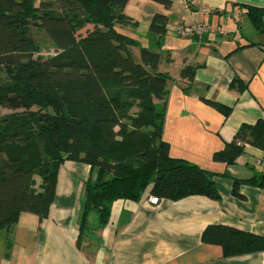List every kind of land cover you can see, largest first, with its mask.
<instances>
[{
  "label": "trees",
  "instance_id": "trees-1",
  "mask_svg": "<svg viewBox=\"0 0 264 264\" xmlns=\"http://www.w3.org/2000/svg\"><path fill=\"white\" fill-rule=\"evenodd\" d=\"M37 1L0 0V70L5 76L0 83V233L11 235L21 213L34 214L40 222L47 218L57 173L66 161L91 170L80 231L92 212L99 226L107 225L118 200L138 202L145 194L158 200H219L213 175L171 158L162 137L172 79L158 70L163 58L170 61L169 54L162 57L156 49L169 18L152 17L153 50L119 31L137 26L124 14L128 0ZM152 1L171 6V0ZM244 9L253 28L264 32V9ZM87 25L91 28L80 35ZM39 36L53 55L40 54ZM195 71L185 66L179 78L192 83ZM229 89L246 86L235 78ZM201 101L225 118L232 112L230 106ZM246 147L261 151L264 162V118L241 125L212 160L234 165ZM246 183L262 187L264 174ZM201 242L220 246L225 257L264 251V238L224 225L207 226ZM10 244L7 238V249Z\"/></svg>",
  "mask_w": 264,
  "mask_h": 264
},
{
  "label": "crops",
  "instance_id": "crops-1",
  "mask_svg": "<svg viewBox=\"0 0 264 264\" xmlns=\"http://www.w3.org/2000/svg\"><path fill=\"white\" fill-rule=\"evenodd\" d=\"M245 6L264 9V0H189L188 6L171 0L169 8L152 0H128L124 14L137 26L119 30L154 50L150 21L155 14L169 18L156 49L162 57L169 54L170 61L163 58L158 70L172 79L162 137L171 158L213 175L220 199L192 196L151 204V196L145 194L138 202L118 200L111 205L107 225L99 226L92 212L80 231L84 185L91 170L66 161L59 167L47 218L40 222L34 214L21 213L11 235L0 233V264H264V251L225 257L220 246L201 242L209 225L264 238V184L246 183L264 174L263 153L246 147L231 166L212 160L241 125L264 118V32L247 20ZM246 22L255 30L254 34L246 30L251 36L242 31ZM194 23L224 34L207 32L200 39L174 36L176 25ZM256 34L263 39L254 40ZM249 44L254 45L243 48ZM185 66L196 68L192 83L179 78ZM235 78L245 90L229 89ZM201 98L230 106L232 112L225 118ZM235 182L239 196L232 193Z\"/></svg>",
  "mask_w": 264,
  "mask_h": 264
},
{
  "label": "built area",
  "instance_id": "built-area-1",
  "mask_svg": "<svg viewBox=\"0 0 264 264\" xmlns=\"http://www.w3.org/2000/svg\"><path fill=\"white\" fill-rule=\"evenodd\" d=\"M184 6H188L189 0H179ZM201 12L206 13L207 11L202 10ZM173 34L177 38L190 39V38H201L205 33L210 32L212 34L223 35L224 32L219 28H211L204 23H194L192 25H176L172 30ZM149 201L151 204H157L159 200L154 197H150Z\"/></svg>",
  "mask_w": 264,
  "mask_h": 264
},
{
  "label": "rangeland",
  "instance_id": "rangeland-1",
  "mask_svg": "<svg viewBox=\"0 0 264 264\" xmlns=\"http://www.w3.org/2000/svg\"><path fill=\"white\" fill-rule=\"evenodd\" d=\"M35 4H38V1L37 0H35ZM245 26L243 27V29H242V31L244 32V33H246L248 36H251V34H248L247 32L248 31H246L247 29L251 32V33H255L254 31V29L252 28V26L248 23V22H246L245 24H244ZM78 33L80 34V35H82V34H84L85 33V28L84 29H80L79 31H78ZM258 37V38H257ZM263 39V35L262 36H258V34H256V36H254L253 37V39L255 40H259V39ZM38 41H39V43H40V54L43 56V57H45V56H50V55H53L54 54V51H53V49L52 48H50L47 44H46V40L45 39H43L42 38V36H39L38 37ZM4 78H5V76H4V73H3V71L2 70H0V83L4 80ZM1 113L2 114H7V113H9V111L8 110H6V109H2L1 110ZM35 181H36V184H37V181H39V178L38 177H35Z\"/></svg>",
  "mask_w": 264,
  "mask_h": 264
}]
</instances>
